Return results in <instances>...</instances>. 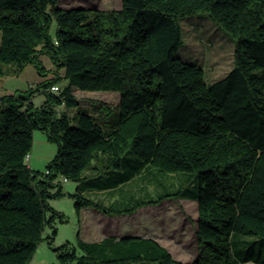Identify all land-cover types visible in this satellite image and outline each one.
I'll list each match as a JSON object with an SVG mask.
<instances>
[{
  "label": "trees",
  "instance_id": "trees-1",
  "mask_svg": "<svg viewBox=\"0 0 264 264\" xmlns=\"http://www.w3.org/2000/svg\"><path fill=\"white\" fill-rule=\"evenodd\" d=\"M59 1L0 0V77L31 66L43 79L35 90L0 97V264H29L45 227L56 235L54 220L64 219L48 201L65 196L59 178L79 183L78 192L84 185L100 192L145 166L183 174L184 183L121 210L76 194L77 215L94 208L129 216L165 200L196 201L198 251L191 264H264L239 248L264 241V0H122L117 11L62 9ZM200 14L235 40L233 68L213 84L177 56L180 21ZM43 57L63 76L46 79ZM54 85L59 92L50 90ZM75 88L119 93L117 122L103 128L107 106L99 104L97 121L79 107ZM40 90L45 101L36 107L32 97ZM35 131L56 146L44 173L26 163ZM126 168L129 176L102 181ZM194 182L197 192L184 194ZM55 252L59 264H183L147 237L88 243L78 235L77 247Z\"/></svg>",
  "mask_w": 264,
  "mask_h": 264
},
{
  "label": "rangeland",
  "instance_id": "rangeland-1",
  "mask_svg": "<svg viewBox=\"0 0 264 264\" xmlns=\"http://www.w3.org/2000/svg\"><path fill=\"white\" fill-rule=\"evenodd\" d=\"M59 6L62 9L81 8L117 11L121 9V0H60ZM188 23H192V25L188 26ZM180 24L183 30V41L177 56L183 62L202 69L207 84H213L223 79L234 65V38L213 24L205 14L186 17L180 21ZM54 33L55 24L51 27V34ZM42 62L48 70L46 79H51L55 74L63 76V70L54 67L49 58L43 57ZM42 81L43 79L39 77L36 70L28 66L20 76L6 75L0 77V97L14 94L16 91L35 90ZM63 86H65V82L59 84L60 88ZM74 95L77 96L81 109L92 113L97 121L100 115L99 104L107 106L103 111L104 119H106L102 125L103 128L107 129L117 122L119 93L82 92L75 88ZM44 101L45 97L41 90L34 93L32 102L36 107H40ZM3 109L4 106L0 105V114ZM65 112L72 118L76 110H65ZM55 154L56 146L48 141L44 133L35 131L32 149L26 160L28 167L31 170L44 173L47 164L54 158ZM130 173L132 170L129 168L123 169V171H115L112 173L114 175L107 174L102 181H118L119 174L129 176ZM141 176L142 174H136L132 180L121 185V188H111L103 192L92 190L84 185L82 193L78 192L79 183L59 178L57 182L61 184L65 196L60 199H50L48 204L54 211L63 216L64 221L62 222L59 218L54 220L53 228L56 230L54 237L52 236V228L45 227L42 241L29 264H59L55 249L65 244L77 247L78 235L82 241L90 243L107 237H121L125 232L154 239L166 248L176 261L183 264H191L195 261L198 251L196 201L187 199L165 200L159 205L141 208L129 216H109L94 208H87L82 211L81 217L77 215L75 210L76 199L74 198L76 194L107 209L121 210L136 200H152L160 195L175 192L184 183V181L180 182L179 185L171 188L170 186L160 187L153 182L154 184H150L151 186L146 183L147 186L141 188ZM179 176H183V174ZM93 178L89 177L87 181L93 180ZM198 188V183L194 182L190 188L184 190V194L187 195L189 191L197 192ZM55 191L53 190V192ZM48 238H52V243ZM245 238L250 241L254 239ZM263 245L264 241L256 242L248 250L243 246H239V248L245 251L244 256L250 254L264 259ZM78 254L81 255V252L78 251Z\"/></svg>",
  "mask_w": 264,
  "mask_h": 264
},
{
  "label": "crops",
  "instance_id": "crops-1",
  "mask_svg": "<svg viewBox=\"0 0 264 264\" xmlns=\"http://www.w3.org/2000/svg\"><path fill=\"white\" fill-rule=\"evenodd\" d=\"M121 7H122V0H121ZM191 25H192V23H188V26H191ZM75 97L77 98V96H75ZM141 174H142V176H141V179H142L141 188H145L147 186V185H145L146 183L149 186H151L150 184H154L153 182L157 183V185L160 187L161 186H170L171 188H173V186L179 185L180 182H183L185 179L183 176L174 175V174L161 175L150 166H145L139 175H141ZM86 176L87 177H94V175L92 173H87ZM181 178H183V179H181ZM121 187L122 186L120 185L116 188H121ZM100 192H103V191H100ZM127 236L145 237V236H140V235H133V234H131V232H125L124 235H122L121 237H118V238H123V237H127ZM147 238H149V237H147ZM100 241H102V240H100ZM100 241H97V242H100Z\"/></svg>",
  "mask_w": 264,
  "mask_h": 264
},
{
  "label": "built area",
  "instance_id": "built-area-1",
  "mask_svg": "<svg viewBox=\"0 0 264 264\" xmlns=\"http://www.w3.org/2000/svg\"><path fill=\"white\" fill-rule=\"evenodd\" d=\"M50 90L54 93H57V92H59V87H58V85H54Z\"/></svg>",
  "mask_w": 264,
  "mask_h": 264
}]
</instances>
